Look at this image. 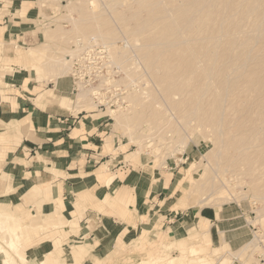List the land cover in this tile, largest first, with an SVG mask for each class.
Returning a JSON list of instances; mask_svg holds the SVG:
<instances>
[{"label": "rangeland", "instance_id": "rangeland-1", "mask_svg": "<svg viewBox=\"0 0 264 264\" xmlns=\"http://www.w3.org/2000/svg\"><path fill=\"white\" fill-rule=\"evenodd\" d=\"M34 7L24 23L33 35L0 42L2 52L15 57L0 63V75L13 74L8 65L20 63L49 89L50 82L71 77L67 55L77 37L108 44L118 67L113 81L122 88L118 102L98 108L85 90L69 96V109L103 117L120 149L153 161L154 168L189 157L180 192L187 205L181 208L193 216L204 206L242 212L249 239L226 252L228 264H264V0H37ZM32 50L41 56L36 64L41 71L47 64L55 71L39 77L30 68ZM55 93L61 104V94ZM18 226L0 214V264H60L49 253L29 261L30 245L24 246L23 237L18 243ZM25 230L31 237L38 232L30 223ZM78 244L69 248L74 252L82 248ZM161 250V245L135 246L123 263L104 261L175 264L171 255L181 254Z\"/></svg>", "mask_w": 264, "mask_h": 264}, {"label": "crops", "instance_id": "crops-1", "mask_svg": "<svg viewBox=\"0 0 264 264\" xmlns=\"http://www.w3.org/2000/svg\"><path fill=\"white\" fill-rule=\"evenodd\" d=\"M35 2L0 0V42L33 35L24 23ZM37 51L30 52V68L39 77L55 71L53 64L42 71L36 66ZM11 54L0 47V63L14 59ZM8 66L15 72L0 75V214L18 223L29 261L49 253L60 264H68L62 255L81 264L123 263L135 246L161 245L160 254L170 256V248L181 253L171 255L175 264H228L226 252L247 243L242 212L204 206L193 216L181 208L187 205L180 192L189 157L159 168L132 158L103 117L69 109L71 77L44 89L20 63ZM55 91L64 106L55 102ZM22 222L38 232L31 237ZM72 243L82 248L73 252Z\"/></svg>", "mask_w": 264, "mask_h": 264}, {"label": "built area", "instance_id": "built-area-1", "mask_svg": "<svg viewBox=\"0 0 264 264\" xmlns=\"http://www.w3.org/2000/svg\"><path fill=\"white\" fill-rule=\"evenodd\" d=\"M67 57L71 66L73 94L91 91L94 103L101 109L118 102L122 88L113 81L118 67L110 59L108 44L87 42L77 37Z\"/></svg>", "mask_w": 264, "mask_h": 264}, {"label": "bare ground", "instance_id": "bare-ground-1", "mask_svg": "<svg viewBox=\"0 0 264 264\" xmlns=\"http://www.w3.org/2000/svg\"><path fill=\"white\" fill-rule=\"evenodd\" d=\"M264 16V15H263ZM259 25H260V23H259ZM262 25V24H261ZM260 25V26H261ZM258 26V25H257ZM256 26V27H257ZM259 26V27H260ZM250 28V27H249ZM261 28H257V30L259 31ZM257 31V32H258ZM259 32H261V31H259ZM256 35V34H255ZM205 70V69H204ZM61 73V72H60ZM60 73L58 74V75H60ZM262 77V76H261ZM83 91H85V90H83ZM87 91V90H86ZM89 91V90H88ZM225 91H227L226 89H225ZM81 92H79L78 94H80ZM237 101V100H236ZM235 106V105H234ZM223 108V107H222ZM221 108V112L219 113V114H221V115H219V121H218V125H219V132L220 133H222L223 131H222V126L223 125H225L224 123H225V119H224V116H223V114H224V110ZM217 124V123H216ZM218 125H216V126H218ZM227 127V126H226ZM225 132V131H224ZM221 135V134H220ZM199 140V139H198ZM203 175H201L200 176V178L198 179V185L197 186H199L200 184H201V182H202V180H203ZM213 179L215 178V175H214V177H212ZM212 182H214L213 180H211ZM214 186V185H213ZM215 187V186H214ZM215 190V189H214ZM212 191V190H211ZM213 192H215V191H213ZM20 240H18V243L20 244L21 243V240H22V235H20V238H19ZM8 244H11L10 242H8ZM13 248L14 249H17V246H15V245H13Z\"/></svg>", "mask_w": 264, "mask_h": 264}]
</instances>
